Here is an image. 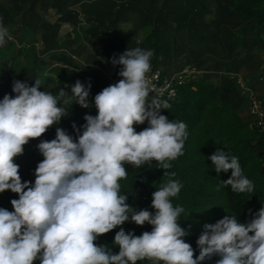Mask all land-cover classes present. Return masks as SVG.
<instances>
[{"label":"clouds","instance_id":"9594fccd","mask_svg":"<svg viewBox=\"0 0 264 264\" xmlns=\"http://www.w3.org/2000/svg\"><path fill=\"white\" fill-rule=\"evenodd\" d=\"M6 37L10 38L9 29L0 23V46ZM151 56L150 50L135 48L113 57L114 65H122L118 73L122 79L95 95L98 114H86L81 127L73 124L76 138L57 127L54 139L37 145L44 159L35 169L34 184L22 181L14 158L23 154L31 139L40 138L67 116L66 109L57 106L66 91L61 88L57 96L41 91L39 78L31 86L13 81L15 97L6 94L0 100V193L11 190L19 198L11 200L14 211L0 208V264H34L37 259L41 264H136L144 259L201 264L213 256L220 257L216 264H264V207L247 223L225 215L205 224L195 258L184 239L190 232L177 223L184 208L173 207L169 199L180 192L179 181L170 179L153 192L154 213L141 209L129 215L128 197L119 194L118 181L127 176L124 164L139 167L155 160L159 168L170 169L168 161L184 154L187 137L184 122L161 114V109L170 108L167 101L148 99L154 91L146 76ZM69 86L75 103L83 108L92 105L90 83L86 87L77 80ZM145 121L149 126L137 132L134 125ZM208 159L218 174L231 170L220 186L230 185L238 193L254 191L238 157L217 148ZM129 219L153 228L137 236L121 227L113 241L118 254L94 243Z\"/></svg>","mask_w":264,"mask_h":264},{"label":"rangeland","instance_id":"374dc122","mask_svg":"<svg viewBox=\"0 0 264 264\" xmlns=\"http://www.w3.org/2000/svg\"><path fill=\"white\" fill-rule=\"evenodd\" d=\"M160 1L154 5L162 6ZM179 1L176 0L177 3ZM180 3V15L188 20L190 16L196 17L200 33L206 36L198 47L190 48L192 57L199 61L203 57H211L203 63L208 70L215 61L219 62V51L225 50L230 54L237 49V53L232 55L237 63L235 70L224 65L219 71L208 70L206 73L222 75L220 86L224 97L239 109L245 120L255 122L259 109L263 111L264 120V24L261 28L255 18L244 19L233 14L231 0H184ZM170 5L176 9L172 2ZM60 8H63L62 12ZM151 8L150 2L143 5L137 4V0H0V23L10 33V38L6 37V43L0 46V65L9 70L16 68V74L24 75L32 84L39 78L42 85H61L66 91L64 98L73 95L68 85L82 81L85 71H94L105 88L122 79L118 75L122 65H114L113 57L118 59L127 49L148 50L143 35L150 26L166 20L167 15L158 14L149 21L146 13L153 10ZM173 12L175 14L169 19L175 24L165 23L158 28L162 49L156 62L153 61V53L150 58V71L158 69L168 76L174 73L166 64L170 57L169 49L181 28L190 30L187 28L189 22L181 26L180 15L177 10ZM190 27L195 29L196 25ZM62 46L66 50L61 49ZM220 71L225 72L226 78ZM200 75L204 74L189 72L188 77ZM42 140L41 137L31 139L14 162L20 167L38 165L44 159L37 148ZM144 192L145 189L137 185L129 189L126 201L131 205L129 215L132 211L141 210L132 202ZM18 198L19 195L13 193L12 199ZM152 200L153 197L146 209L154 213ZM173 207L176 206L173 204ZM130 222L132 226H138L131 219ZM142 264H163V261L147 259Z\"/></svg>","mask_w":264,"mask_h":264},{"label":"trees","instance_id":"16d2710c","mask_svg":"<svg viewBox=\"0 0 264 264\" xmlns=\"http://www.w3.org/2000/svg\"><path fill=\"white\" fill-rule=\"evenodd\" d=\"M231 2V9L246 18H255L257 25L264 24V0H231ZM143 41L153 51L154 62H156L161 51V44L155 27L148 28L143 35ZM16 70V68L9 70L0 65V100L6 94L15 97L16 93L12 91L14 80L25 81L30 86L34 85L24 75L16 74ZM81 80L86 87L89 83L91 84L88 99L93 102L92 105L89 108L81 107L75 103L73 95L61 98L57 106L64 107L67 116L62 117L58 124L52 125L41 136L43 140L54 139L57 127L65 129L69 135L76 138L77 133L73 124L81 127L86 123L84 119L86 114H98L94 106V97L104 87L92 71H85ZM176 86L175 99L165 100L170 108L160 111L168 117L169 121H182L186 124L184 154L175 160L168 161L172 167L167 170L159 168L155 160L145 162L139 167L125 163L127 176L118 181L119 194L127 195L133 185L145 189V192L132 204L134 207L146 209L156 189L161 188L170 179L179 181L182 185L180 192L169 199L175 206L184 208L177 218V223L190 232V235L184 239L193 247L195 258L199 255L197 239L203 232L205 224L216 223L225 215H236L239 222L247 223L254 218L255 212L264 207V131L246 121L240 115L238 108L225 100L221 87L211 82L206 75L192 77ZM61 88L62 86L57 83H50L42 85L40 90L57 96ZM152 98L153 95L149 93L148 99ZM148 126V121L134 125L137 132ZM217 148L238 157L242 174L254 185L253 192L238 193L232 191L230 185L220 186L223 180L231 176V170L227 173L216 172L214 164L208 157ZM36 167L37 165L33 164L20 167L22 181H32L34 184ZM164 172H175L176 175L173 177L165 175ZM12 195L11 190L0 193V208L12 211ZM121 227L126 232L134 231L137 236L145 231L150 232L153 228L147 222L143 226H132L129 219L123 225L98 236L94 243L98 246L106 245L114 254H118L119 246L114 245L113 241ZM218 259H220L219 256H213L201 264H216ZM146 260H138L136 264H142ZM34 264H41V262L37 259Z\"/></svg>","mask_w":264,"mask_h":264},{"label":"crops","instance_id":"0c3cea01","mask_svg":"<svg viewBox=\"0 0 264 264\" xmlns=\"http://www.w3.org/2000/svg\"><path fill=\"white\" fill-rule=\"evenodd\" d=\"M157 1L158 0H137V4L143 3V5H146L148 2H150V4L153 6V8H151L153 10L146 13L149 21L153 20L158 14L161 16L167 15L166 16L167 18L164 22H162L161 24H156L155 25L156 27L152 25L153 27L156 28L158 36H159V31H158L159 29L158 28H160L161 25H163L165 23L175 24V23H171L169 18H171L173 16V14H175L176 11L173 12L174 10H177L179 15L181 14L179 10L181 9L180 6H182V3H180V1H184V0H180L178 3L176 2V0H161L160 2L162 4V6H160V7L159 6L156 7L154 5L155 2L157 3ZM170 2L173 3V5L176 7V9L171 8L172 6L170 5ZM66 5L67 4H64V6H66ZM62 10H63V8L59 9L60 12H62ZM230 10H232L233 14L243 16L242 14H240L239 12H237L233 9H230ZM39 12H41V11L39 10ZM49 13L51 14V12H49ZM182 13L186 14L185 12H182ZM243 18L244 19H252V18H246L244 16H243ZM182 19H184V20H182ZM43 22L48 23L47 21H43ZM180 22H181V26H183L182 24L185 25L186 22H189V25L187 26V28L190 30L188 31V30L181 28L179 34L177 35V39L174 42L173 47L169 49L170 57H169V59L166 60L167 67H169L170 69H172L174 71L186 69V70H189V71L195 73L196 75L204 74L209 78L210 81L214 80L213 82L220 86V81H221L222 75L221 76H220V74L210 75L206 72H208V70L209 71H219L224 65H228L229 66L228 68H230L231 70H233V69L235 70L234 67L237 66V63L233 59L232 55L237 53V49H235L234 51H230V54H229V52H227L225 50L219 51L218 52L219 53V56H218L219 62L215 61V63H213V65H212V67L209 68L208 70H206L203 63L205 61H209V59H212V58L211 57H203V59L200 61H199V59L196 60V59H194V57H192V51L190 49V48L198 47V45L201 43V39H206V36H204L200 33L201 28H198V26L200 24L199 20L196 17L194 18L192 16H190L189 20H188L187 17L183 18V15H180ZM190 25H196V28L191 29ZM262 25H260L261 28H262ZM83 30H85L84 27H83ZM212 36H215V35H213V33H212ZM159 38H160V36H159ZM144 43L147 45L146 42H144ZM188 43L190 44V46L188 45ZM160 44H161V38H160ZM61 49L66 50L65 47H63V46L61 47ZM147 49L150 50L148 48V45H147ZM161 49H162V45H161ZM152 53H153V51H152ZM153 61H154V53H153ZM92 72H94V71H92ZM222 72L223 71H220V73H222ZM223 77L226 78L225 72H223ZM225 100L227 102H229L226 98H225Z\"/></svg>","mask_w":264,"mask_h":264},{"label":"built area","instance_id":"2783aa9c","mask_svg":"<svg viewBox=\"0 0 264 264\" xmlns=\"http://www.w3.org/2000/svg\"><path fill=\"white\" fill-rule=\"evenodd\" d=\"M159 71L158 69L152 70L149 73H146L147 78L151 81V84L154 88V91L150 94L154 97L160 99L161 102L165 100H173L177 95V84L187 81L189 70L183 69L180 71H174L171 76H168L166 72ZM258 106V104H254ZM262 109L258 110L257 120L255 122H249L250 124H255L259 130L264 131V120Z\"/></svg>","mask_w":264,"mask_h":264}]
</instances>
